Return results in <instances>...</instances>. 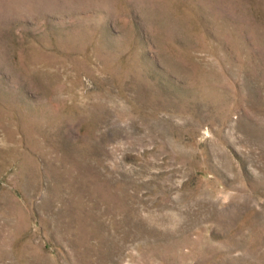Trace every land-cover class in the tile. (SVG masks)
Segmentation results:
<instances>
[{
    "label": "rangeland",
    "instance_id": "374dc122",
    "mask_svg": "<svg viewBox=\"0 0 264 264\" xmlns=\"http://www.w3.org/2000/svg\"><path fill=\"white\" fill-rule=\"evenodd\" d=\"M0 264H264V0H0Z\"/></svg>",
    "mask_w": 264,
    "mask_h": 264
}]
</instances>
